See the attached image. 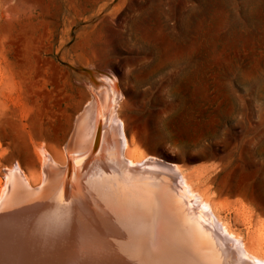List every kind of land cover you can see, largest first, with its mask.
Segmentation results:
<instances>
[{
	"label": "rangeland",
	"instance_id": "obj_1",
	"mask_svg": "<svg viewBox=\"0 0 264 264\" xmlns=\"http://www.w3.org/2000/svg\"><path fill=\"white\" fill-rule=\"evenodd\" d=\"M98 69L140 150L209 187L235 230L242 206L264 221V0H0L2 179L37 175L39 144L64 151Z\"/></svg>",
	"mask_w": 264,
	"mask_h": 264
},
{
	"label": "bare ground",
	"instance_id": "obj_2",
	"mask_svg": "<svg viewBox=\"0 0 264 264\" xmlns=\"http://www.w3.org/2000/svg\"><path fill=\"white\" fill-rule=\"evenodd\" d=\"M101 72L64 151L37 143V175L0 177V264H264V221L242 206L235 230L209 187L140 150Z\"/></svg>",
	"mask_w": 264,
	"mask_h": 264
},
{
	"label": "water",
	"instance_id": "obj_3",
	"mask_svg": "<svg viewBox=\"0 0 264 264\" xmlns=\"http://www.w3.org/2000/svg\"><path fill=\"white\" fill-rule=\"evenodd\" d=\"M74 131V130H73ZM73 131H72V133H73Z\"/></svg>",
	"mask_w": 264,
	"mask_h": 264
}]
</instances>
